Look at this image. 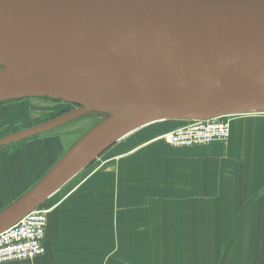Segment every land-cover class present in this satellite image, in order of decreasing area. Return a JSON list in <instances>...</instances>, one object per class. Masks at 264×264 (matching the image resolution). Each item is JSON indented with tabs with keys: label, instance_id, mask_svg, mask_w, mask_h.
<instances>
[{
	"label": "water",
	"instance_id": "obj_1",
	"mask_svg": "<svg viewBox=\"0 0 264 264\" xmlns=\"http://www.w3.org/2000/svg\"><path fill=\"white\" fill-rule=\"evenodd\" d=\"M57 91L109 115L0 211V232L137 127L264 107V0H0V102Z\"/></svg>",
	"mask_w": 264,
	"mask_h": 264
},
{
	"label": "crops",
	"instance_id": "obj_2",
	"mask_svg": "<svg viewBox=\"0 0 264 264\" xmlns=\"http://www.w3.org/2000/svg\"><path fill=\"white\" fill-rule=\"evenodd\" d=\"M152 131L121 153L106 149L46 200L47 254L34 264H107V246L111 253L129 247L130 254L122 256L139 264L133 250L143 238L153 242L150 264H168L167 245L181 257L177 264H210L234 242L245 213L264 202V112L237 114L226 143L201 148L171 145ZM49 144L55 145L37 164L39 173L52 168L66 148ZM16 196L2 207L11 198L1 197L0 211ZM139 209L145 233H140Z\"/></svg>",
	"mask_w": 264,
	"mask_h": 264
},
{
	"label": "rangeland",
	"instance_id": "obj_3",
	"mask_svg": "<svg viewBox=\"0 0 264 264\" xmlns=\"http://www.w3.org/2000/svg\"><path fill=\"white\" fill-rule=\"evenodd\" d=\"M74 92H48L41 93L40 95L21 96L0 102V139L60 119L58 126L48 131L0 147V198L3 196L9 199L11 198L8 202H4L1 207L14 199V196L17 195L16 197L18 199L24 195L51 169L49 168L47 171L44 170L42 173H39L36 168L39 161H43L47 156V152L55 145L53 144L49 148V142L55 141L57 143L56 145L64 144L66 148L62 152L61 158L85 133L109 115V112L104 108L86 107L79 103H74L70 100ZM232 112L239 113V115L248 112H264V107L242 109ZM193 118L195 117L182 115L179 117H167L152 123L149 122L137 128L135 131L126 134L109 146V148H113L111 150L114 153H121L132 148L138 142V139L142 141L147 135H150L149 132L151 130H154L152 132L158 133V135L164 134L178 127L181 121ZM201 147L205 146H194L190 148ZM93 162L95 160L91 163ZM143 166L142 169H144ZM33 172H36L37 176H32ZM82 175L83 173L80 177ZM43 205L49 207L46 201L43 202ZM262 207H264V202L257 204L248 213H245L235 228L234 242L230 243V245H227V243L226 248L222 249L217 257L211 259L210 264H215L216 262L223 264L224 261L231 262V260L237 264H249L251 262L252 264H255V262L264 264V239L257 238V234L264 236V208L261 209ZM139 217L141 223L139 225L140 233H145L146 225L142 223L143 212L141 209H139ZM257 218L261 220L258 223ZM125 243L126 241L124 240L123 244L125 245ZM158 243L154 242L156 252L162 253L157 248ZM152 244V241H147L145 238L140 239L138 242L137 251L133 250V255H138L139 264L151 263L149 254L153 252ZM106 248V254L108 255L106 257L107 264H129L131 263V259L134 261V258L122 256V252L125 255V251H129L128 253L130 254L129 247H124L123 251L117 250L112 253L109 251L111 249L109 246ZM165 251L168 256L166 263L177 264L178 261L176 260H179L181 257L173 256L174 249L167 245ZM120 254L121 256L119 257ZM156 257L159 256L157 255ZM36 259L27 262L21 261L20 263L27 264L30 262L34 264L33 262ZM180 263H183V261H180Z\"/></svg>",
	"mask_w": 264,
	"mask_h": 264
},
{
	"label": "built area",
	"instance_id": "obj_4",
	"mask_svg": "<svg viewBox=\"0 0 264 264\" xmlns=\"http://www.w3.org/2000/svg\"><path fill=\"white\" fill-rule=\"evenodd\" d=\"M237 114L228 112L196 117L162 137L171 145L185 148L226 143L231 135L232 119ZM49 211L50 207L40 205L0 232V264L27 262L47 254L45 239Z\"/></svg>",
	"mask_w": 264,
	"mask_h": 264
},
{
	"label": "bare ground",
	"instance_id": "obj_5",
	"mask_svg": "<svg viewBox=\"0 0 264 264\" xmlns=\"http://www.w3.org/2000/svg\"><path fill=\"white\" fill-rule=\"evenodd\" d=\"M70 96H71V95H70ZM251 109H252V108H251ZM146 124H147V123H146ZM144 125H145V124H144ZM140 127H141V126H140ZM137 128H139V127H137ZM137 128H135L133 131H135ZM133 131H131V132H133ZM131 132H130V133H131Z\"/></svg>",
	"mask_w": 264,
	"mask_h": 264
},
{
	"label": "trees",
	"instance_id": "obj_6",
	"mask_svg": "<svg viewBox=\"0 0 264 264\" xmlns=\"http://www.w3.org/2000/svg\"><path fill=\"white\" fill-rule=\"evenodd\" d=\"M42 206H44V205L42 204Z\"/></svg>",
	"mask_w": 264,
	"mask_h": 264
},
{
	"label": "flooded vegetation",
	"instance_id": "obj_7",
	"mask_svg": "<svg viewBox=\"0 0 264 264\" xmlns=\"http://www.w3.org/2000/svg\"><path fill=\"white\" fill-rule=\"evenodd\" d=\"M75 103V102H74Z\"/></svg>",
	"mask_w": 264,
	"mask_h": 264
}]
</instances>
